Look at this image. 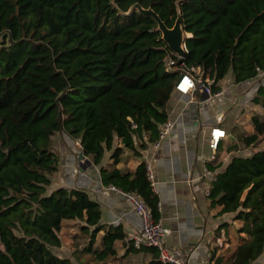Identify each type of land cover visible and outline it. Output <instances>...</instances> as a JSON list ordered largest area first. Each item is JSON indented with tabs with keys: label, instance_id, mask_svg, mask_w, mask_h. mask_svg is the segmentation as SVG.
Returning a JSON list of instances; mask_svg holds the SVG:
<instances>
[{
	"label": "trees",
	"instance_id": "16d2710c",
	"mask_svg": "<svg viewBox=\"0 0 264 264\" xmlns=\"http://www.w3.org/2000/svg\"><path fill=\"white\" fill-rule=\"evenodd\" d=\"M137 1L174 25L177 0H0V264H76L53 249L64 243L66 220L79 225L73 238L88 234L72 255L82 264L115 254L114 241L124 235L101 222L100 201L85 189L49 188L61 167L56 132L79 139L96 164L111 150V161L100 168L103 181L143 196L158 219L146 161L134 169L119 163L126 148L141 156L157 139L178 74L200 67L217 90L230 71L242 82L264 70V0H180L187 35L182 60L153 15L125 13ZM254 101L264 108V84ZM251 119L254 131L240 136L244 146L257 145L264 134V117ZM239 148L235 142L230 150ZM221 165L217 156L208 162L214 170ZM209 196L218 214L234 213L240 222L223 264L258 260L264 254V146L234 155L216 172ZM149 248L151 264H169ZM221 263L217 257L214 264Z\"/></svg>",
	"mask_w": 264,
	"mask_h": 264
},
{
	"label": "crops",
	"instance_id": "0c3cea01",
	"mask_svg": "<svg viewBox=\"0 0 264 264\" xmlns=\"http://www.w3.org/2000/svg\"><path fill=\"white\" fill-rule=\"evenodd\" d=\"M230 73L229 81L224 85L225 76L219 80L223 92L216 97L206 98L207 93L201 87L193 95L175 91L168 101V118L174 122V127L161 145L156 147L153 141L148 142L141 156H135L126 148L119 163L120 167L129 169H134L141 160L151 163L152 185L159 196L158 219L170 228L167 243L188 264H214L217 257L223 264L231 255L238 241L240 222L234 219V213L218 214L219 207L212 204L209 196L212 180L234 155L248 154L264 146L246 147L239 137L254 131L251 118L255 112H249L247 108L260 83L253 81L255 77L235 82L233 72ZM217 123L226 129L227 136L221 139L218 150L213 153L209 146L210 132ZM144 138L148 136L145 134ZM53 142L56 147L59 142V147L55 148L60 155L61 167L52 176L49 188L79 186L85 189L90 197L100 201L101 222L119 226L124 234L114 241L115 254L97 261L91 258L88 264H151L154 253L149 247L137 249L126 240L128 234L140 228V215L124 194L108 187L113 183H105L102 179L100 168L111 161V150L106 151L100 164L87 163L78 158L82 151L79 139L64 132L53 135ZM235 142L240 148L230 150ZM216 156L222 165L216 170L211 169L212 174L206 173L208 162ZM223 222H228V226L217 231ZM103 234V230L98 234L97 245H101ZM214 252L215 257H212ZM63 256H71L75 261L70 254ZM263 260L264 254L251 264H261Z\"/></svg>",
	"mask_w": 264,
	"mask_h": 264
},
{
	"label": "built area",
	"instance_id": "2783aa9c",
	"mask_svg": "<svg viewBox=\"0 0 264 264\" xmlns=\"http://www.w3.org/2000/svg\"><path fill=\"white\" fill-rule=\"evenodd\" d=\"M186 46V45H185ZM187 49V47H186ZM179 56V55H178ZM180 58V56H179ZM173 67L172 60L167 64V70ZM213 80L203 79L200 67L191 66L178 74L175 91L183 95H193L197 92L198 88H202L206 91L209 97H216L222 94V90H215L212 86ZM221 120V118L219 117ZM133 126H137L135 121H132ZM174 127V122L167 118L160 126L159 135L154 140L156 147L161 145L162 140L168 135V133ZM227 136L226 129L219 123L215 124L211 128L209 146L215 153L220 145L222 138ZM215 156H212L214 158ZM210 168V167H209ZM206 167V173L212 174L211 168ZM147 175L151 182H154V171L151 163L146 162ZM110 189L116 190L125 195L132 203L141 217L140 228L133 233L127 235L126 240L137 249L143 247H155L158 251V258L164 263L169 264H188L168 243L166 236L170 232V228L165 226L161 220L155 218L152 209L146 203L143 196L136 192L125 191L116 185L109 184Z\"/></svg>",
	"mask_w": 264,
	"mask_h": 264
},
{
	"label": "water",
	"instance_id": "95a60500",
	"mask_svg": "<svg viewBox=\"0 0 264 264\" xmlns=\"http://www.w3.org/2000/svg\"><path fill=\"white\" fill-rule=\"evenodd\" d=\"M180 0H177V11L178 15L176 21L173 26H168L166 22L161 18L159 13L152 7L143 6L140 2L133 3L128 11L125 13H130L133 10L137 9L142 13H148L154 16V18L158 22V29L162 32V38L167 42L170 48L180 56V60L186 55V31L184 29L182 23V12L180 7ZM205 97H208V94H205ZM79 160H86L87 163H91L92 161L81 151L78 155Z\"/></svg>",
	"mask_w": 264,
	"mask_h": 264
},
{
	"label": "rangeland",
	"instance_id": "374dc122",
	"mask_svg": "<svg viewBox=\"0 0 264 264\" xmlns=\"http://www.w3.org/2000/svg\"><path fill=\"white\" fill-rule=\"evenodd\" d=\"M230 72H228L226 74V76L223 78V82L222 83L223 85L229 81V78H230ZM212 80V79H210ZM222 80V79H221ZM253 81H258V83H260L259 85H262L264 84V70L263 71H260V73L257 75V77H255L253 79ZM260 88V86H259ZM259 88L258 90L255 92V94L253 95V97L255 98V95L257 92H259ZM254 98H252L250 100V105L249 107L247 108V110L249 112H255V113H259L261 114L262 117H264V108L261 107L259 104H257L255 101H254ZM209 102H213V101H209ZM213 105V104H212ZM66 131H58L56 132L57 134L58 133H64ZM55 133V134H56ZM68 133V132H67ZM54 134V135H55ZM241 136V135H240ZM239 136V137H240ZM264 134L262 135L260 141H258V145L259 146H263L264 145V142H262L264 140ZM56 140V139H55ZM259 142H262L261 144H259ZM57 147H59V142L56 143ZM53 147L55 148V144L53 142ZM56 147V148H57ZM247 147V146H246ZM55 148V149H56ZM58 151V150H57ZM59 153V152H58ZM60 156V155H59ZM64 227H63V230L61 232L62 234V239H63V246L62 247H54V251L56 252H59L61 253L62 255H67V254H70V255H73V251L74 249L78 246V248H82V246H84L87 241H88V234L86 233H82V234H78L75 238H73V235L75 233L78 232V229H79V225L77 223V221L75 220H66L65 223H64ZM78 225V226H77ZM78 242V243H76ZM76 263L79 264L78 260L75 259Z\"/></svg>",
	"mask_w": 264,
	"mask_h": 264
}]
</instances>
